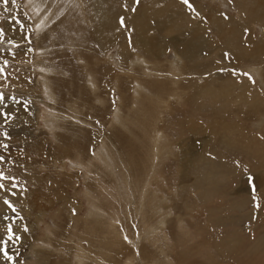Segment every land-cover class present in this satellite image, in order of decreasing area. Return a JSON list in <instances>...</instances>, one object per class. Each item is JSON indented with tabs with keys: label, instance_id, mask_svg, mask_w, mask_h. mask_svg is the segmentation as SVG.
<instances>
[{
	"label": "rangeland",
	"instance_id": "374dc122",
	"mask_svg": "<svg viewBox=\"0 0 264 264\" xmlns=\"http://www.w3.org/2000/svg\"><path fill=\"white\" fill-rule=\"evenodd\" d=\"M161 2L0 0V264H264V0Z\"/></svg>",
	"mask_w": 264,
	"mask_h": 264
},
{
	"label": "bare ground",
	"instance_id": "6f19581e",
	"mask_svg": "<svg viewBox=\"0 0 264 264\" xmlns=\"http://www.w3.org/2000/svg\"><path fill=\"white\" fill-rule=\"evenodd\" d=\"M161 1H163V0H160V2ZM162 3V2H161ZM158 4V3H157ZM100 6V5H99ZM98 6V7H99ZM162 6V7H161ZM239 6V5H238ZM241 6V5H240ZM180 7H182V6H180ZM237 7V6H236ZM242 7V6H241ZM96 8V7H95ZM159 8H162V9H164V8H166V9H168L167 8V6H164L163 4H160V6H159ZM246 8V7H245ZM98 9H100V11H102V9L101 8H98ZM243 9V8H242ZM169 10V9H168ZM170 11V10H169ZM185 10H182L181 11V9L180 10H173V11H170V13H171V15L173 16V18H174V20L175 19H177V21L179 20V19H181V15H186L185 13ZM240 13V12H239ZM238 13V14H239ZM223 16V15H222ZM185 17V16H184ZM186 17H187V15H186ZM204 18L205 17H209L208 15H206V16H203ZM229 17V16H228ZM217 18V17H216ZM195 19V18H194ZM226 19V18H225ZM248 19V18H247ZM174 20L172 19V17H170L169 15H165V14H160V13H154V18H153V21H152V23H151V25L153 26V27H158V26H160V24L161 23H165V22H167V21H170L171 22V24H170V26H168L167 28H169L170 29V31H171V26H172V24L173 23H175L174 22ZM189 20V19H188ZM230 20H232V19H230ZM196 21H199V20H196ZM99 22H100V25H102V23L104 22V20L103 19H99ZM185 22V21H184ZM190 22V21H189ZM207 23H208V20L206 21ZM210 23H209V25H212V26H215V18H212V16H211V18H210V21H209ZM227 22H229L228 20H227ZM234 22H235V19H234ZM247 22H250V21H247ZM181 23V22H180ZM198 23V22H197ZM231 23V22H230ZM241 23H242V21H241ZM241 23H239V24H241ZM104 24V23H103ZM232 24V23H231ZM151 25H143L144 26V28H149V29H151L152 27H150ZM181 25V24H180ZM194 25V24H193ZM233 25H235V24H233ZM243 25V24H242ZM249 25V24H248ZM175 26V25H174ZM182 26V25H181ZM231 26V25H230ZM190 27V26H189ZM216 27V26H215ZM158 28H162V27H158ZM187 28V27H186ZM227 28V27H226ZM248 28H250V27H248ZM225 29V28H224ZM251 30V29H250ZM239 31V30H238ZM237 31V32H238ZM248 31H249V29H248ZM256 31V30H255ZM214 33H216L215 31H214ZM145 35H148V34H146V33H144ZM251 34H253V33H251ZM210 35V34H209ZM240 35V34H239ZM218 36V35H217ZM243 36V35H242ZM222 37V36H221ZM140 40H137V41H139L138 43L139 44H141L143 47H144V50L146 51V50H148L149 51V46H148V43L146 42V40L142 37V34L140 35ZM201 38V37H200ZM199 38V39H200ZM204 38V37H203ZM247 40L248 41H245V44H246V49L245 48H243V49H245V51L246 50H249L250 49V45H252V44H254V45H257V44H255L254 43V40L252 39V36L251 35H248L247 37ZM158 39V38H157ZM233 39V38H232ZM173 40L174 41H169V43L171 44L169 47H173L175 50L177 49V48H183V47H187L188 45H190V44H193V43H191V39L189 38L188 39V41H177L176 40V38H173ZM245 40V39H244ZM233 41H234V39H233ZM234 43H235V41H234ZM259 43V42H258ZM157 45H158V47H162V44H164V43H162V42H158V43H156ZM261 44V43H260ZM164 46L165 47H168L167 45H165L164 44ZM253 46V45H252ZM251 46V47H252ZM259 45H257V46H255V48H253L252 50H251V52L250 53H254V52H258L259 51V47H258ZM168 47V48H169ZM263 47V46H262ZM163 48V47H162ZM173 49V50H174ZM261 49V48H260ZM159 50V49H158ZM174 50V51H175ZM177 51V50H176ZM230 51V50H229ZM244 51V52H245ZM158 52V51H157ZM173 52V51H172ZM150 53V52H149ZM159 53V52H158ZM242 53V52H241ZM151 54V53H150ZM249 54V53H248ZM255 54V53H254ZM154 58L158 55L157 53H156V55H153V54H151ZM252 55V54H251ZM257 55V54H256ZM242 87V86H241ZM215 92H217V91H215ZM161 98V97H160ZM159 101V100H158ZM161 102H162V99L160 100ZM165 101V100H164ZM163 101V102H164ZM156 103V102H155ZM158 134V133H157ZM160 134V133H159ZM161 135H163V134H161ZM156 136V135H155ZM157 137V136H156ZM162 138V137H161ZM160 138V139H161ZM155 139H157V138H155ZM160 148V147H159ZM165 149V148H164ZM181 155H183V153H181ZM160 204V203H159ZM157 209H158V204H155L154 205V207L152 208V209H150L149 211H147V212H145V213H143V214H141V215H139L138 216V218H141V217H144V216H146V215H148L149 213H151L152 215H155V211H157ZM161 211V210H160ZM159 212V211H158ZM164 212V211H163ZM161 214V213H160ZM98 219H100V220H104V221H107L108 222V218L106 217V216H102V217H104V218H101V216H96ZM118 217H120V216H118ZM162 217V216H161ZM158 219V218H157ZM139 221H140V224L142 225V228L141 229H139V233H141L143 236H144V238L143 239H145V241H152L153 243H154V245H157L158 243H159V240L157 239V237H156V234H157V232L158 231H160L161 230V228L159 227L158 229H157V227L159 226V222L160 221H157L155 224H154V226H149V225H147V221H145V220H143V219H139ZM106 225H108V223H105V225L104 226H101V228L100 229H102V228H106ZM152 225V224H151ZM98 227H100V226H98ZM147 227H149L150 229H151V232H149L148 231V228ZM190 232V234H191V231H189ZM185 231H183L182 230V232H181V234L182 235H184L185 236V238H187V237H190L191 235H189L187 232L185 233ZM113 234H114V232L110 229V228H107V231H106V234L104 235L107 239H108V241H103L101 244H99L98 246H97V249L98 250H103V251H105L106 253H108V252H112V253H115L114 252V250H113V248H114V246H118V248L120 249V251H121V254L120 255H118L117 257H118V259L121 261V264H170V262L168 261V255L166 254V252H165V250H164V248H162V254H163V256H161L160 257V259H157V260H154V257L153 256H150V255H148V253H146L145 252V250H144V248L143 249H141V250H139V256L141 257V258H143L144 259V261H141L140 259H137L136 261H134L133 260V258H132V256H130V258H132V260H130V259H128L127 258V256L128 255H126V254H129L128 253V248H124L126 245H124V243L123 244H117V243H115V241H113L112 239H111V237L113 236ZM151 236V237H150ZM193 236H191V238H192ZM142 239V240H143ZM181 240H183L182 242H183V244L186 246V243L189 241V239H183V237H181L180 238ZM193 240V239H192ZM241 242V241H240ZM143 245V244H142ZM170 247H172V248H175V244H171V245H169ZM183 246V245H182ZM117 250V249H116ZM148 252V251H147ZM184 252V251H183ZM172 253H174V251L172 252ZM116 254V253H115ZM205 255V254H204ZM117 257H115L116 259H117ZM112 257H110V259H111ZM117 259V260H118ZM108 259L107 258H95L94 260H93V262L91 263V264H107V263H109V260L107 261ZM163 260H165V261H163ZM180 262L179 263H181V264H183V262H182V260H179ZM112 264V263H111Z\"/></svg>",
	"mask_w": 264,
	"mask_h": 264
},
{
	"label": "flooded vegetation",
	"instance_id": "af4514ba",
	"mask_svg": "<svg viewBox=\"0 0 264 264\" xmlns=\"http://www.w3.org/2000/svg\"><path fill=\"white\" fill-rule=\"evenodd\" d=\"M263 21H264V18L262 19ZM144 30V31H143ZM143 30H142V32L143 33H146V30H149V28H143ZM142 32H141V34H142ZM187 33H190V32H187ZM146 34H148V33H146ZM190 38V37H189ZM141 38L139 37L137 40H140ZM191 39V38H190ZM148 43V42H147ZM244 46H246V44L244 43L243 44ZM148 46H149V43H148ZM159 47H158V45L156 44V45H154V46H149V51H150V53L151 54H153V55H156V53H157V49H158ZM246 48V47H245Z\"/></svg>",
	"mask_w": 264,
	"mask_h": 264
},
{
	"label": "snow or ice",
	"instance_id": "6c2138e0",
	"mask_svg": "<svg viewBox=\"0 0 264 264\" xmlns=\"http://www.w3.org/2000/svg\"><path fill=\"white\" fill-rule=\"evenodd\" d=\"M5 3H7V0H5ZM185 4H189V0H184ZM189 7H191V5L189 4ZM0 159H2V157H0ZM3 185H0V188H2ZM5 203L8 204L9 202L7 200H5Z\"/></svg>",
	"mask_w": 264,
	"mask_h": 264
},
{
	"label": "trees",
	"instance_id": "16d2710c",
	"mask_svg": "<svg viewBox=\"0 0 264 264\" xmlns=\"http://www.w3.org/2000/svg\"><path fill=\"white\" fill-rule=\"evenodd\" d=\"M170 24H171V22H170V21H167V22H165V23H161V24H160V27H162V28H163V27H166V28H167L168 26H170Z\"/></svg>",
	"mask_w": 264,
	"mask_h": 264
}]
</instances>
